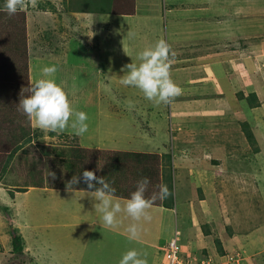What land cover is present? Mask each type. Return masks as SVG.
Instances as JSON below:
<instances>
[{
    "label": "rangeland",
    "instance_id": "1",
    "mask_svg": "<svg viewBox=\"0 0 264 264\" xmlns=\"http://www.w3.org/2000/svg\"><path fill=\"white\" fill-rule=\"evenodd\" d=\"M95 1L98 3V0ZM104 1L107 10H111L114 3L112 11H89L87 8L91 3L88 0H36L35 5L29 3L23 11L9 16L2 10L4 0H0V264H119L122 254L132 249L141 253L142 257L146 256L148 264H167L163 248L174 235L181 239V257L193 259L197 264H264V253H261L264 251L262 125L255 129L252 127L257 147L260 148L258 152H254L243 136L242 142L236 141L232 145L227 141L224 144V141L220 142L221 150L218 146L216 149L212 147L211 153L215 152L212 155L215 158L202 168L207 180L203 179L201 171L197 174L196 169L193 170L196 174L194 179L189 178V172L178 169L175 175V194L180 196L177 198V224L173 213L174 218L169 224L168 218L164 221L158 219L157 223L154 219V224L146 227L137 222L139 236L129 240L126 229L133 223L129 217L121 213L117 216L119 223L114 228L91 225L87 219L93 206L88 190L83 191L86 184L67 187V182L73 176H80L84 170L95 171L96 175L104 177L107 173L104 162L107 153L101 152L99 155L96 150L84 152L90 155V160L79 161L73 167L69 164L62 167L63 163L50 161L51 158L59 159L56 156L58 149L65 145L83 147L80 137L69 130L60 133L61 136H52L41 129L37 131L38 128L28 117L17 110L21 94L29 95L31 84L45 78L41 76V70L53 66L56 68L54 76L46 78L55 79L65 92L66 89L72 91L66 92L72 107L89 103L90 107L82 106L93 116L88 117L89 122L99 121L101 109L107 115L113 107L115 111L111 112H122L129 100L133 105L151 103L139 89L120 83L122 74L125 75L127 71L125 66L132 63L134 56L137 58L138 48L154 46L160 34L177 58H192L198 48L195 42L199 43L208 30L207 27L199 28L197 23L198 28L189 27L193 36H187L186 42L177 43L174 47L165 38L169 18L164 17L163 12L164 8L169 9L170 6L164 5V0ZM198 1L202 6L203 2ZM258 1L262 20L260 25H263L264 0ZM80 8L83 11H76ZM151 9L154 12L150 13ZM136 12L139 16L134 14ZM141 17L143 20H140ZM142 27L144 30L152 29V33L145 37L137 36L139 30L144 31ZM263 27L237 36L236 48L237 52L243 54L240 67L243 69L246 66L247 78L255 74V79L264 82ZM27 62L31 65L33 78L30 77V69L26 73ZM80 92L83 95L79 96ZM259 118L264 121V111H260ZM126 119L123 126L121 123L119 127L115 124L116 131L122 127L123 130H135ZM253 121L260 123L258 119ZM151 125V130L157 134L159 123L152 122ZM23 130L27 132L22 134ZM140 130L143 133L149 131L147 127ZM105 139L104 145L112 144L113 139L109 136ZM97 141L93 139V144ZM15 145H21V148L12 157L9 153ZM48 148H54L50 157L45 154ZM32 160H41V171H30ZM88 162H91L89 166ZM132 163L128 158L124 159L120 169L127 172L133 167ZM110 169L108 167L107 170ZM112 174L115 181L123 180L118 179L120 177L116 173ZM199 176H203L200 182L205 180L200 185L203 191L196 188L198 183L195 179ZM36 177L45 182L43 187L30 186L27 189L29 192L24 194L23 184ZM105 179L108 180L107 177ZM109 179L112 181V178ZM126 185L130 189L137 186L130 180ZM10 191L16 192L15 196L12 197ZM133 191H129L130 194ZM151 192L148 190L145 196L150 198L154 193ZM196 192L198 194L194 196ZM17 234L22 238L21 252H16L13 247V236ZM152 246L155 252L150 251L149 247ZM255 249L259 251L255 252ZM148 252L157 255L154 257Z\"/></svg>",
    "mask_w": 264,
    "mask_h": 264
},
{
    "label": "crops",
    "instance_id": "2",
    "mask_svg": "<svg viewBox=\"0 0 264 264\" xmlns=\"http://www.w3.org/2000/svg\"><path fill=\"white\" fill-rule=\"evenodd\" d=\"M201 1L203 2L202 6H200L201 2L198 0H171L169 2L164 0V5L169 4L170 6L169 9L164 8L163 12V16L169 18V23L165 24V38H168L167 40L171 41L174 47H176L177 43L186 42L185 38L187 36H193L189 32V27L191 29L198 28L196 24L199 23L202 26H199V28L204 29L207 27L208 29L207 32L204 31L206 33L204 38L199 43L195 42L198 48H196L195 54H192V58L187 57V59L180 60L175 56L176 53L171 57V78L182 89V94L175 97L167 105L163 103L155 105L153 102L143 103L144 105L137 104L131 108L126 105L123 107L122 112L118 110L117 113L111 112L115 111V107L111 106L114 109L109 110V115L101 109L99 121L94 120L95 123L86 122L88 131L91 132L87 131L83 136H79L80 143L84 148L96 150L99 155L101 152L107 153L106 161H104L107 173L104 178L107 177L108 180L106 181L115 189L114 200L118 199L122 205L130 198L129 191L136 190V187H133L134 189L128 188L126 185L127 180L137 185V181L141 177H147L150 183L146 192L148 190L158 192L161 184L168 186L173 193L172 196L166 200L157 199L154 202L153 206L148 210L151 220L142 219L139 221V224L145 225L144 227L154 224V219H156L157 223L158 219L164 221V219L168 218L167 224L169 222L172 223L174 218L172 213L175 215V224H177L179 216L177 210L179 199L177 198H180V196L175 194V175L178 169L189 172V178L192 179L196 177L194 176L196 174L193 173V170L196 169V173L198 174L201 171L204 176L203 179L207 180L202 168L208 166L209 161L215 158V156H212L215 152L211 153L212 147L216 149L222 141H224L223 144L227 141L231 145L236 141L237 143L242 142V136L244 138L245 134L241 123L246 120L254 123L250 124L251 129L262 125L260 131L263 132L264 130V121L259 118L260 111H264V82L255 79V74L252 78H247L248 76L245 75L244 70L246 66L243 69L240 67L243 54L241 55L242 52H237L238 48H236L238 46L237 36L244 34V32L247 33V31H256L260 26H264V24L260 25L262 20L259 15L261 12L259 10V1ZM151 12H154V9H151ZM150 13L147 15H151ZM134 14L139 16L138 12ZM36 17L39 19L37 13ZM194 18L196 21H194ZM38 19L36 18V21ZM140 20H143V18L141 17ZM156 28L159 29L158 25H156ZM142 30H144L143 27ZM137 33V36L145 37L152 33V29L145 28L144 31L139 30ZM161 38V35L158 34V40ZM138 49L141 52L146 47L142 46ZM134 57L131 62L138 64L139 60L136 57L134 59ZM232 62H235V64ZM185 65H189V67ZM113 73L114 71L112 70ZM122 76L124 75L122 74ZM30 77L33 78L31 65ZM253 79L257 83L253 82ZM66 92L72 93L69 89H66ZM81 95H83L82 92H80L79 96ZM82 106L90 107L88 103L86 105H77V107L74 106L73 108L77 111L85 112L88 117L93 118L91 112L86 111ZM163 113L167 115H162ZM126 118L129 119L128 123H132V128L135 130H123L122 127L119 131H116L115 124L119 127L121 123V126H123ZM254 119L260 120V123L254 122ZM152 122L159 123L160 129H157V134L159 135L151 130V127H153L151 125ZM146 127L149 131L143 133V130L140 129ZM68 130L70 133H74L71 128L66 129L65 132ZM103 135L113 139L111 145L103 144L104 140L106 141ZM93 139L98 141L93 144ZM244 139L247 141L246 138ZM126 158L131 160V162L133 161V167L131 170L124 172L125 170L122 171L120 168L123 167L122 160ZM97 159L99 161L100 157L98 156ZM217 160L220 162L219 159ZM198 164L200 166L196 167ZM108 167H111V169L107 170ZM112 173H116L120 177L118 179L123 180L121 182L115 181ZM140 175L142 176L140 177ZM202 177L199 176L198 179H195L198 183L196 188H201V191L203 190L200 185L203 182L205 183V180L200 182ZM109 178H112V181ZM83 191L86 192V189ZM10 192L12 197L15 196L16 192ZM27 192L29 191L24 190V194ZM197 192L194 196H197ZM89 201H91L93 208L90 209L92 212L87 220L94 226L103 225L101 214L94 208L95 202L91 198ZM163 221H160V223L163 224ZM206 222L210 221L207 220ZM155 240L158 239L155 238ZM149 248L150 251L155 252L154 246ZM256 251L259 250L255 249ZM152 252L148 253L153 254ZM261 253H264V251Z\"/></svg>",
    "mask_w": 264,
    "mask_h": 264
},
{
    "label": "clouds",
    "instance_id": "3",
    "mask_svg": "<svg viewBox=\"0 0 264 264\" xmlns=\"http://www.w3.org/2000/svg\"><path fill=\"white\" fill-rule=\"evenodd\" d=\"M29 3L35 5L36 0H4L2 10L11 16L23 11ZM172 56L174 53L171 46L164 39L158 40L154 46L137 54L139 64L130 63L125 66L127 71L121 77L120 83L139 89L144 98L155 105L170 104L175 97L182 94V89L171 78ZM55 72L54 66L44 67L41 76L45 78L37 79L31 84L28 88L29 95L21 94L17 110L26 115L34 127L42 131L62 133L71 128L75 135L83 136L88 131L86 123L88 116L71 106L67 93L55 82V79L46 78L53 77ZM127 106L133 107V102L127 101ZM80 182L87 185V193L95 201L94 208L101 214L104 227H116L119 223L117 216L121 213L133 221L126 229L129 240H135L139 236L137 222L142 219L151 220L148 210L154 202L157 199L166 200L173 194L167 185L161 184L158 192L146 198L145 192L150 181L147 177H143L137 181L136 190L122 205L118 199L114 200L115 189L104 177L97 176L95 171L84 170L82 175L73 176L67 182V187ZM119 264H148V261L146 256L142 257L141 253L132 249L122 254Z\"/></svg>",
    "mask_w": 264,
    "mask_h": 264
},
{
    "label": "trees",
    "instance_id": "4",
    "mask_svg": "<svg viewBox=\"0 0 264 264\" xmlns=\"http://www.w3.org/2000/svg\"><path fill=\"white\" fill-rule=\"evenodd\" d=\"M91 4H89V8H87L89 11H102V12H110L112 11L113 9V6H114V3L113 5H111V10H107V7H106V4H105V1L104 0H98V3L95 1V0H88ZM113 2H115V0H111ZM85 6L88 7V5L86 4ZM87 9H84V11H87ZM76 11H83L81 8L80 9H77ZM16 58V61H17V57ZM27 61H29V59H27ZM28 64V62H27ZM30 69V66L28 64V66L26 65V73H28ZM13 70V69H12ZM18 73V72H17ZM17 75V74H16ZM2 76H5V75H1ZM27 79H29V74H27ZM242 128H243V132L245 134V137L246 139L249 141V145L252 147V149L254 150V152H258L260 150L259 147L256 146V141H255V136H254V133L252 131V129L250 128V123L249 121H243L242 123ZM37 131H39L40 129H36ZM27 132V131H26ZM24 130L22 131V134H25L26 133ZM50 134L52 136L54 135H60V133H56V132H50ZM64 134V133H63ZM10 146V145H9ZM8 146V147H9ZM21 148V145H15V146H12V150H10V155L13 157V155L18 152V150ZM49 149V148H48ZM50 150V149H49ZM49 150H46L45 154H47L49 157L52 155V153L54 152V148H52L50 151ZM57 150V148H56ZM58 153L56 154V156L58 155L59 156V159H55V157L51 158L50 161H59V163H63L64 165H62V167L66 166V165H72L71 167H73L75 165V163L77 162H82V160H86V162L88 160H90V155H86V153L84 152H96L95 150H92L90 148H84V147H81L79 145H65V147H63L62 149H58ZM18 155V153H17ZM252 161H253V158H252ZM49 162V161H48ZM92 162V161H91ZM91 162H88V166ZM41 160H32L31 161V165H30V171H41ZM51 163V162H50ZM86 165V166H87ZM87 166V167H88ZM16 168V167H15ZM9 169V167L7 168ZM54 170V169H53ZM41 173V172H39ZM43 173V171H42ZM71 174V173H69ZM41 174H39V178L41 179L40 177ZM82 175V174H81ZM19 176L22 178L23 175L22 174H19ZM27 175H25L24 177L26 178ZM99 176V175H97ZM100 177V176H99ZM39 178H35L34 180H30V182H28L27 184H23V187L25 190H27L30 186L32 187H43V182L42 180H40ZM30 183V184H29ZM83 184V182H80V185ZM86 190L87 189V185L86 187L84 188ZM181 240V239H180ZM180 240H179V245L180 244ZM13 247H14V250L16 252H21L23 250V246H22V238H21V235L20 234H17V235H14L13 236ZM164 253V252H163ZM181 254H183V252H181ZM165 256V254H164ZM152 262V260H151Z\"/></svg>",
    "mask_w": 264,
    "mask_h": 264
},
{
    "label": "built area",
    "instance_id": "5",
    "mask_svg": "<svg viewBox=\"0 0 264 264\" xmlns=\"http://www.w3.org/2000/svg\"><path fill=\"white\" fill-rule=\"evenodd\" d=\"M179 236L174 235L163 248L167 264H197L195 260L181 257V247L179 245Z\"/></svg>",
    "mask_w": 264,
    "mask_h": 264
}]
</instances>
